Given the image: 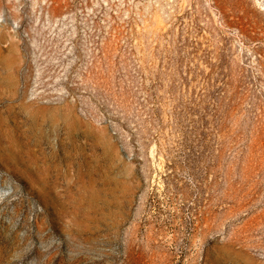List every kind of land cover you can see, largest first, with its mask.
Returning <instances> with one entry per match:
<instances>
[{
	"label": "rangeland",
	"instance_id": "rangeland-1",
	"mask_svg": "<svg viewBox=\"0 0 264 264\" xmlns=\"http://www.w3.org/2000/svg\"><path fill=\"white\" fill-rule=\"evenodd\" d=\"M0 264H264V0H0Z\"/></svg>",
	"mask_w": 264,
	"mask_h": 264
}]
</instances>
